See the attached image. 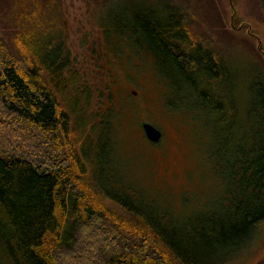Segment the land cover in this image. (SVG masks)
I'll return each instance as SVG.
<instances>
[{
  "label": "trees",
  "instance_id": "trees-1",
  "mask_svg": "<svg viewBox=\"0 0 264 264\" xmlns=\"http://www.w3.org/2000/svg\"><path fill=\"white\" fill-rule=\"evenodd\" d=\"M144 6L116 29L153 54L167 105L203 109L218 193L180 217L175 241L167 229L178 216L124 191L104 162L114 112L79 106L90 90L68 93L67 53L50 39L53 54L41 58L34 46L48 31L32 16L8 34L13 50L0 39V264H215L264 229V71L200 44L166 1L159 14ZM195 241L210 246L201 254Z\"/></svg>",
  "mask_w": 264,
  "mask_h": 264
},
{
  "label": "rangeland",
  "instance_id": "rangeland-1",
  "mask_svg": "<svg viewBox=\"0 0 264 264\" xmlns=\"http://www.w3.org/2000/svg\"><path fill=\"white\" fill-rule=\"evenodd\" d=\"M164 1L184 14L186 27L200 44L221 58L233 57L242 68L264 71L262 0H0V39L12 49L8 34L14 29L31 28L33 16L38 25L35 28L48 31L42 32L34 46L41 58L46 60L53 54L48 40L61 44L72 74L65 71L63 76L76 77L69 83L68 93L78 96L85 86L91 92L90 105L83 107L78 96L79 106L92 112L109 106L114 112L116 124L104 162L109 159L121 173L119 181L124 191L178 216L171 221L178 224L167 229L176 241L172 230L182 223L180 217L203 208L219 190L207 154L213 144L202 124L204 111L167 105V88L155 69L153 54L142 43L140 49H132L116 29H124V21L131 22L134 9L142 11L141 4L150 15L159 14ZM113 17L119 18L116 23ZM141 122L159 130L156 142L144 137ZM262 224L250 242L228 258L219 261L217 254L215 264L263 263ZM204 243L208 242L194 243L201 254L205 246H210ZM210 256L213 260V253Z\"/></svg>",
  "mask_w": 264,
  "mask_h": 264
},
{
  "label": "water",
  "instance_id": "water-1",
  "mask_svg": "<svg viewBox=\"0 0 264 264\" xmlns=\"http://www.w3.org/2000/svg\"><path fill=\"white\" fill-rule=\"evenodd\" d=\"M140 127L142 129L144 137L148 141L156 142L159 139V136H160L159 130L157 128H155L154 126H152L150 123L141 122ZM260 264H264V262L260 263Z\"/></svg>",
  "mask_w": 264,
  "mask_h": 264
},
{
  "label": "flooded vegetation",
  "instance_id": "flooded-vegetation-1",
  "mask_svg": "<svg viewBox=\"0 0 264 264\" xmlns=\"http://www.w3.org/2000/svg\"><path fill=\"white\" fill-rule=\"evenodd\" d=\"M134 93V92H133Z\"/></svg>",
  "mask_w": 264,
  "mask_h": 264
}]
</instances>
